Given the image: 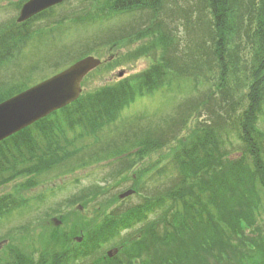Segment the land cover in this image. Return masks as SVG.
<instances>
[{
    "label": "trees",
    "instance_id": "1",
    "mask_svg": "<svg viewBox=\"0 0 264 264\" xmlns=\"http://www.w3.org/2000/svg\"><path fill=\"white\" fill-rule=\"evenodd\" d=\"M24 1L18 0L17 10ZM197 1L192 28L196 57L190 65L170 49L171 39L161 30L150 41L160 52L149 67L83 91L75 101L0 141V188L24 180L0 196V222L36 204L32 197H21L19 190L35 185L37 176L54 170L65 175L106 159L117 163L104 177H112L111 184L88 187L66 200L68 206L78 202L86 209L95 204L93 223L81 217L68 227L67 216H59L62 224L47 227L38 239L41 249L30 248L41 251L37 260L33 252L18 247L16 257L4 264H80L104 243L134 228L119 237L112 258L91 264H264V128L258 126L264 121V0ZM164 2L79 0L72 5L66 0L22 23L12 19L0 27V68L27 47L94 25L105 27L113 16L148 13L155 26L139 31L138 37L154 36L162 26L156 20ZM65 3L69 5L56 12ZM84 41L78 46L85 51L67 65L102 47L86 50L90 42ZM148 48L105 60L100 67L112 69ZM203 77L210 83L203 95L212 96L223 112H216L210 123L186 129L190 112L184 101L176 103L179 110L182 107L180 116L163 129L141 128L134 119L129 130H112L115 122L127 124L119 114L136 99L159 92H198ZM28 79L0 86V102L27 88ZM165 127L174 133L165 132ZM106 128L113 132L100 140L99 132ZM169 134L173 142L170 136L162 139ZM167 144L166 164L145 167L143 157ZM126 181L139 197L136 202L124 206L116 193L104 197ZM80 231L82 239L76 242L73 237Z\"/></svg>",
    "mask_w": 264,
    "mask_h": 264
},
{
    "label": "rangeland",
    "instance_id": "2",
    "mask_svg": "<svg viewBox=\"0 0 264 264\" xmlns=\"http://www.w3.org/2000/svg\"><path fill=\"white\" fill-rule=\"evenodd\" d=\"M78 1L79 0H69V3L76 5ZM17 2L18 0H0V27L1 24L16 19L18 10L15 4H17ZM197 2V0H165L157 13L156 20L161 21L162 26L155 31L156 35L154 36L148 35L138 37L139 31L155 26L150 22V15L148 13H138L136 16L133 14L129 15V17L125 15L113 16L108 20L105 27L94 25L95 27H90L84 31L69 32L61 36L54 34L56 35L55 41L37 44L30 48L27 47L22 52L12 57L7 64H4L5 66L0 68V86L7 87L9 84H12V82H16L18 79L25 80L27 77H29L27 84H34L51 75L53 72L60 71L70 62V58L76 57L85 51V49L83 50L81 48V46L84 45V39L87 43L90 42L88 45L89 47H84H88L86 50L97 45L102 46L101 49L90 52L87 51V54L99 58L101 62L108 59L109 61H114L125 57L127 52H135L144 46L149 47L147 51L141 53L142 55L140 57L125 60L112 69H104L99 66L100 68L97 67L89 72L82 84V92L93 90L101 85L112 84L129 75L143 71L156 61L160 49L154 46L151 47L150 41L160 36L159 31L161 30H163L165 37L167 36L166 39H168V35L171 39V41L169 40L170 49H172L176 55L183 57L190 65L193 56L196 57L192 52V39L194 37V30L192 28L196 15L193 5ZM69 3H65L60 8H56V12L62 8H66ZM190 6H192V9H190ZM39 21L43 23V21ZM36 22L33 23V25L36 24ZM164 25H166V27ZM168 28L169 32H167ZM101 39L104 41H100ZM92 41L96 42L92 44ZM80 44L82 45L78 46ZM71 46L74 48L73 51L63 56V54H61L63 50ZM53 61L57 62V64H54ZM57 66L59 68H57ZM202 83L203 84L198 88V92L194 93H190L189 91L177 94L159 92L146 95L141 99H136L134 102L130 103L128 107L123 108L119 114L122 121L127 124L123 125V123L115 122V125L111 126V128H113L112 130H115L114 132L116 133L121 130H129L130 126H135L132 125L135 122V124L141 128H154V125H156V127L160 125V128L163 129L162 126H165L168 120L171 118L177 119V115L180 116L182 107L179 110L176 107V103L184 101H187L189 104H187L186 107L189 109L187 111L190 112V115L187 117L186 129L191 130L196 125L210 123L211 120L214 119L216 112H223L214 104L212 96L203 95L204 92H207L206 90L210 83L204 77ZM194 98L196 100H194ZM189 100H191V102ZM204 101L205 103L196 107V104ZM195 108H197V110H194ZM225 110L226 108L224 106V111ZM134 119L135 122H133ZM258 126L264 128V121L260 120ZM167 128H164L165 132L174 133L173 131L175 130L172 129V127H170V129ZM112 130L106 128L99 132L100 140L103 135L112 134ZM171 134L162 136V139L168 138ZM171 136L168 141L173 142ZM91 140L92 139L88 141ZM172 142H170V146H172ZM168 149L169 144L158 150V152H156V150L150 151L143 157L141 162H145V167L157 163V167L161 168L166 164ZM133 150L135 149L133 148ZM232 156L235 155L233 154ZM111 160L112 159H106L96 164L87 165L65 175L60 174L56 170L50 171L37 176L35 185L19 190V195L21 197L26 199L32 197L36 204L31 206L28 210L16 211L8 218L1 220L0 240L5 239L6 242L1 244L0 258L3 257V251L1 249L4 247L6 248L7 245L13 247L24 246L25 249H28V252H33L34 249H30L33 246L36 250H40L41 245L38 243V239L47 227L56 225L53 220L54 218L58 219L59 216H67L65 226L68 227L81 217H84V220L88 224L93 223L91 218L94 217L95 204L86 209L78 202L73 206H68L66 200L79 195L81 192H87L88 187L90 190H93L95 186H107L111 184L113 182L112 177L107 176L108 178H106V180L104 179L106 174L117 164L116 161ZM148 180L149 178H146L144 182ZM22 181L24 180L17 179L2 186L0 188V195L14 191ZM148 184L152 186L154 182H148ZM127 185L128 182L126 181L125 184L122 183L120 186L110 189L108 192L103 193L104 197H109L112 193H116L117 195L122 192L125 187V189H127L129 186ZM101 196L102 195H100L99 198ZM138 199L139 197L137 195L128 196L122 200L124 201L122 204L124 206L131 205ZM117 205H120V203H117ZM79 206H81L80 209ZM60 224L62 223L60 222ZM133 230L136 231L137 228L132 229V232H122L121 238L126 234H132L134 232ZM80 235H82L81 231L74 235V237H79ZM108 247H111V243H104L91 257L86 259L82 258L80 264H91L94 260L101 258ZM40 252L41 251L36 253L37 256L35 260L39 258Z\"/></svg>",
    "mask_w": 264,
    "mask_h": 264
},
{
    "label": "water",
    "instance_id": "3",
    "mask_svg": "<svg viewBox=\"0 0 264 264\" xmlns=\"http://www.w3.org/2000/svg\"><path fill=\"white\" fill-rule=\"evenodd\" d=\"M63 0H27L20 8L17 21H24ZM100 64L93 56L83 57L66 69L0 102V141L54 110L78 98L82 78ZM127 190L120 198L131 194ZM80 240V238H78ZM113 250L107 252L112 256Z\"/></svg>",
    "mask_w": 264,
    "mask_h": 264
},
{
    "label": "flooded vegetation",
    "instance_id": "4",
    "mask_svg": "<svg viewBox=\"0 0 264 264\" xmlns=\"http://www.w3.org/2000/svg\"><path fill=\"white\" fill-rule=\"evenodd\" d=\"M0 248H1V245H0ZM9 253L16 255V252L13 249H10Z\"/></svg>",
    "mask_w": 264,
    "mask_h": 264
}]
</instances>
